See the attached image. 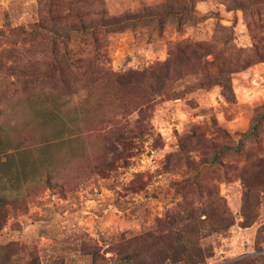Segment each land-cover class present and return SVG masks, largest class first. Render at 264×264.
I'll return each mask as SVG.
<instances>
[{"label":"rangeland","instance_id":"374dc122","mask_svg":"<svg viewBox=\"0 0 264 264\" xmlns=\"http://www.w3.org/2000/svg\"><path fill=\"white\" fill-rule=\"evenodd\" d=\"M263 111L264 0H0V256L264 254Z\"/></svg>","mask_w":264,"mask_h":264},{"label":"trees","instance_id":"16d2710c","mask_svg":"<svg viewBox=\"0 0 264 264\" xmlns=\"http://www.w3.org/2000/svg\"><path fill=\"white\" fill-rule=\"evenodd\" d=\"M112 24H116V23L112 22ZM102 25L105 26L106 24L103 23ZM263 121H264V111L262 113H260L259 115H257L253 119V122H252L251 126L249 127V129L246 132L241 134L240 141H242L243 139L253 137V136L255 137L257 135L259 126ZM230 150L239 151L240 145L239 144H237V145H222L219 149H217L215 151L211 161L216 162L218 155L220 153L230 151ZM1 205H2V200L0 199V218L3 219L4 215H3V210L1 209ZM188 216H189V218H192L191 214H189ZM200 221L202 222L203 220H200ZM0 225H1V222H0ZM190 226H191L190 224L185 223L183 225V228L178 230L179 238H178L177 242H179V245L176 247V249L173 252H171V255H164L162 257H159V256L153 257L150 261V262H152L151 264H158V262H161L159 260L165 259V258H169L171 260H179V261L184 260L189 264H197V263L203 262L205 260V257L203 256L201 247H198V249H197V246H196L195 247V250H196L195 254L190 253V249H191L189 246L190 242H188L189 240L186 239L185 236L182 235L184 233L194 231L193 226L192 227H190ZM164 236H165L164 234L158 233L154 237L158 242V241H161L164 238ZM175 243H176V241H175ZM257 243H258L257 251H264V223L259 227V230L257 233ZM161 252L165 253L167 251L163 250ZM28 263L29 264H36V262L34 260H30ZM0 264H12V257H11V254H9V252L0 256ZM227 264H264V254L257 253L256 255L247 256L246 259H237V260L231 261Z\"/></svg>","mask_w":264,"mask_h":264}]
</instances>
